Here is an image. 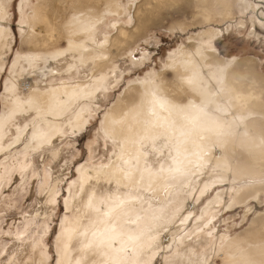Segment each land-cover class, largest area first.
<instances>
[{
    "label": "bare ground",
    "instance_id": "1",
    "mask_svg": "<svg viewBox=\"0 0 264 264\" xmlns=\"http://www.w3.org/2000/svg\"><path fill=\"white\" fill-rule=\"evenodd\" d=\"M62 1L20 4L22 44L31 49L15 56L6 82L0 167L16 165L11 162L16 154L27 170L23 182L31 180L35 156L40 164L49 158L61 162V144L67 134L85 130L91 105L98 107L125 72L144 65L134 61L132 44L160 25V9L172 0H71L63 10ZM10 2L0 0V78L14 42ZM239 2L242 18L254 10L251 35L264 39L256 34L257 23L264 26V0ZM194 3L203 24L212 23L209 7L223 9L219 24L233 15V0ZM239 27L246 28L244 23ZM178 28L194 29L191 24L173 29ZM219 33L209 28L192 34L187 46L169 56L164 71L137 79L106 114L102 132L115 151L106 165L79 168V182L66 200L69 215L57 240V264H154L159 253L173 247L207 190L229 188L210 202L215 213L264 198L263 86L252 87L245 79L258 83L261 78L249 75L251 61L245 70V60L217 55L213 43ZM167 70L172 82L164 77ZM60 167L65 171L49 168L52 183L37 216L53 209L55 189L67 171ZM247 213L264 230V211L250 207ZM209 236L179 238L162 264H214L217 257L222 264H264V240L257 248L234 249L233 242L221 248L224 243ZM202 246L204 253L198 255L195 248ZM24 255L29 261L24 264H47L42 254Z\"/></svg>",
    "mask_w": 264,
    "mask_h": 264
},
{
    "label": "rangeland",
    "instance_id": "2",
    "mask_svg": "<svg viewBox=\"0 0 264 264\" xmlns=\"http://www.w3.org/2000/svg\"><path fill=\"white\" fill-rule=\"evenodd\" d=\"M22 1L23 0H11L10 2L11 6L9 11L12 17L11 30L12 37L14 38L12 41L14 42L12 43L11 54L9 55V65L5 68L0 78V117L5 109V87L11 70V64L17 54L28 53L31 49L29 46L22 44L23 34L19 27L21 19L20 4ZM172 1H170V3H165L160 9L162 10V15H164V19L160 21V25L147 29L143 34L144 36L138 38L137 41L132 44L131 50L134 61L141 60L144 65L138 68L133 67L131 68L132 70L129 69L130 71L125 72L119 85L116 86L115 89L109 88L108 91L104 92L105 96H103L102 102L98 107L95 105L89 106L88 121L85 130L67 134L68 138L61 144V162L56 163L49 158L43 164H40V160L35 156L34 164L31 166L34 168V173L31 175L32 177H30L31 180L29 179L30 181L27 180V182H23L27 170L23 167V163L21 165V163L17 162V157H15L16 154L11 162L15 161L18 166L14 165V168L0 167V264H11L13 258L16 259L19 264L23 258L21 264L29 263L27 257L25 258L26 255H24L29 253L42 254L45 256L47 264H57V240L59 238L61 226L69 215L66 210V200L69 198V192L72 191L75 184L79 182V168L85 165L89 167L106 165L109 163L115 151L113 144L105 138L102 132L104 117L108 114L111 107L116 104L118 98H121V96L123 97V93L127 87L135 83L137 79H143L149 73L159 74L164 71L169 56L176 53L181 46H187L189 44V37L192 34L209 28L219 29L221 33L217 35L213 43L217 55L225 59H233L237 62L245 60L247 63V61H251V63L249 62L251 65L245 63V70L248 69L247 66L249 64V75L253 76L254 74L253 77L259 76L261 80L257 83L255 79L247 77L245 78L246 82L252 85V87L260 86L261 88L263 86V89H260V91L263 92L264 99V39L257 40L254 35H251V21L255 15L252 11L254 10L249 11L247 16L242 18L240 14V2L239 0H233V15L231 18L227 19L226 22L224 21V23H221V25L219 22L222 20L223 16L218 13L223 9H218L215 6L209 7L212 15V23L210 25L203 24L201 16L196 15L200 9L197 10V8L193 6L195 5L194 0ZM247 1L251 4L253 1L256 2L258 0ZM70 2L71 0H63L59 7L63 10V8L65 9L70 5ZM174 2L176 4H174ZM38 3L39 0H32L31 4L34 6ZM186 3L190 4V6ZM31 9L32 8L29 7L27 13H29ZM46 11V13L52 17V7H48ZM60 16L62 17L61 20H63L64 15ZM57 23L59 24V21H57ZM240 23H244L246 28L239 27ZM183 24H191L194 29L188 31H181L180 28L176 30L173 29ZM256 29V34L263 37L264 26L257 23ZM61 44L66 48L64 42ZM129 50V47H125L124 51L127 55ZM144 57L146 58L144 59ZM123 65V67H125V64ZM164 77L167 82L173 81V73L168 70ZM63 153L66 154L63 155ZM60 166L65 167L67 170L65 172L66 175L64 174L63 180L61 179L59 181L55 189L56 194L53 202V209L51 206L48 215H43L41 216L43 218H41L34 212L37 208L39 209L41 207L42 197H44L45 192H47L51 186L52 177L49 168L52 167L55 171L58 170V172H61V170L65 171L64 168L62 169ZM9 172L10 174H8ZM250 183L251 182H248V184ZM228 190L229 188L227 185H219L214 189L207 190L198 200L195 214L181 230L180 236L172 244L173 247L159 253L154 260V264H162L164 256H169L174 253L178 239L183 236H191L192 234L195 238L197 237V239L201 236L209 237L210 239L209 235L212 234L214 240H221L222 244L224 243L223 246L221 245V248L227 247L230 242L234 243V249L238 247L257 248V246L261 245L262 241L259 239L264 240V230L260 228L259 219H254L255 216L247 212L250 207H253L255 212H263L264 198L261 199V202L250 203L249 207L237 208L229 212H223L222 210H216L218 213H215V210L212 212L209 208L210 202L217 196V193L219 194ZM203 214L205 215L203 218L204 223L199 225L198 223L203 217ZM210 214L211 216L215 215L214 219L212 218V220H210ZM37 218H39V220ZM207 221L209 223H207ZM210 221L212 222L211 226ZM221 236L224 237L222 238ZM34 248L40 252L35 250L34 253ZM31 249L32 251H30ZM204 250V246L195 248L198 255L204 253ZM31 257L32 256H30V258ZM18 262L16 264H18ZM213 263L222 264V261L217 257Z\"/></svg>",
    "mask_w": 264,
    "mask_h": 264
}]
</instances>
